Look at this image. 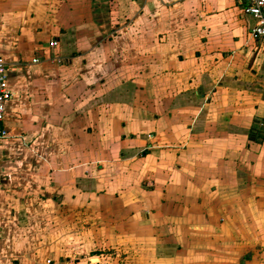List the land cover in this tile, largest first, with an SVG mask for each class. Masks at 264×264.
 I'll return each mask as SVG.
<instances>
[{
    "label": "crops",
    "instance_id": "0c3cea01",
    "mask_svg": "<svg viewBox=\"0 0 264 264\" xmlns=\"http://www.w3.org/2000/svg\"><path fill=\"white\" fill-rule=\"evenodd\" d=\"M255 25L241 0H0V264H264Z\"/></svg>",
    "mask_w": 264,
    "mask_h": 264
},
{
    "label": "built area",
    "instance_id": "2783aa9c",
    "mask_svg": "<svg viewBox=\"0 0 264 264\" xmlns=\"http://www.w3.org/2000/svg\"><path fill=\"white\" fill-rule=\"evenodd\" d=\"M245 15L255 19L256 25L252 30V37L264 44V0H241ZM51 47H56L57 42L52 41ZM36 62V61H34ZM58 63L62 61L58 60ZM12 98V92L8 87V69L3 58L0 57V124L5 118L6 103ZM7 132L0 129V139L6 138Z\"/></svg>",
    "mask_w": 264,
    "mask_h": 264
},
{
    "label": "rangeland",
    "instance_id": "374dc122",
    "mask_svg": "<svg viewBox=\"0 0 264 264\" xmlns=\"http://www.w3.org/2000/svg\"><path fill=\"white\" fill-rule=\"evenodd\" d=\"M42 16V15H41ZM43 17V16H42Z\"/></svg>",
    "mask_w": 264,
    "mask_h": 264
}]
</instances>
